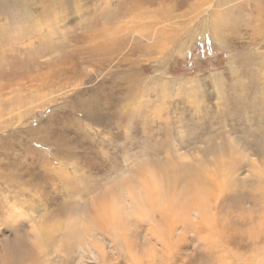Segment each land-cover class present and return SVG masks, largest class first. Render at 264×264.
<instances>
[{
  "label": "rangeland",
  "instance_id": "1",
  "mask_svg": "<svg viewBox=\"0 0 264 264\" xmlns=\"http://www.w3.org/2000/svg\"><path fill=\"white\" fill-rule=\"evenodd\" d=\"M258 141L264 0H0V264H264Z\"/></svg>",
  "mask_w": 264,
  "mask_h": 264
},
{
  "label": "bare ground",
  "instance_id": "2",
  "mask_svg": "<svg viewBox=\"0 0 264 264\" xmlns=\"http://www.w3.org/2000/svg\"><path fill=\"white\" fill-rule=\"evenodd\" d=\"M259 142V141H258ZM256 153L258 154V156L259 157H263L262 159H260L259 161H262L263 160V163H264V145H261V143L259 142L258 144H257V148H256ZM233 160V159H232ZM236 160V159H235ZM225 161V160H224ZM224 161H222L220 164H222L223 166H224V164L226 163H224L223 164V162ZM234 161V160H233ZM232 161V162H233ZM259 161H258V164H259ZM237 162V161H236ZM230 164H231V162H229ZM263 163L261 164V165H263ZM233 165H234V163H232ZM257 164V163H256ZM182 165V164H181ZM217 166L219 165V164H216ZM222 165H220V166H222ZM227 165V164H226ZM220 166H218L219 168H220ZM188 167V166H187ZM192 167V166H191ZM203 167V166H202ZM228 167V170H229V166H227ZM235 167V166H234ZM234 167H233V170H234ZM263 167V166H262ZM177 168V167H176ZM180 168H182L181 166H180ZM179 168V169H180ZM184 168H186V166L184 167ZM217 168V167H216ZM219 168H217V169H219ZM225 168V167H224ZM260 168H261V166H260ZM187 169V168H186ZM193 169V168H192ZM212 169V168H211ZM223 168H221V170H222ZM227 169V168H226ZM181 170V169H180ZM207 170V169H206ZM209 171V170H208ZM218 170H216V172H217ZM223 171H224V169H223ZM235 171V170H234ZM234 171L232 172V173H234ZM261 171V170H260ZM259 171V169H258V172H260ZM215 172V171H214ZM214 172H213V175H218L221 171H219V173L217 172L216 174H214ZM225 172V171H224ZM258 172H256L255 173V175L256 174H258ZM222 173V172H221ZM226 173H228L227 171H226ZM231 173V172H230ZM207 175V173H204V175ZM209 174V173H208ZM264 174V173H263ZM179 175H180V173H179ZM200 175V174H199ZM205 175V176H206ZM220 175V174H219ZM227 175H229V174H227ZM261 175V174H260ZM208 176H210V177H212L211 175H208ZM221 176L222 175H220V176H218V177H220L221 178ZM195 177V176H194ZM199 177V179L197 180V183H195V179L193 180V182H191L190 183V186H188V187H186V189L184 190V189H181V190H184L183 191V194H182V196H180V193L178 194L177 192H176V190H175V192L177 193V195L179 196L176 200H175V202L173 203V201L172 202H170L171 201V199L173 198V199H175V197H171V199L170 200H168L167 198V196H165L164 195V193L163 192H165V191H161V192H156V190L154 191V189H152V190H149V191H146V190H148V189H146V190H144V189H140L141 191H142V193H141V191L140 190H136L135 192H134V190H129V192H128V194H126V193H123L124 194V200L123 201H121V202H117V204L116 205H114L113 207H112V210H111V214H112V220L113 221H115V222H119V221H127L128 220V218L130 217V215L132 214H137V212H136V210H138L139 209V206L140 205H143L142 206V208H143V213H145L146 212V208H147V206L149 205V206H151V207H153L155 210L154 211H156V212H158V211H160V212H162L163 213V216H161V217H164V216H167V214L169 213V217H170V221L171 220H173L172 218H174L175 217V211H177V212H188V216H189V213L191 214V211L189 212V210H193L199 217H200V219H201V217H203V215L205 214L206 215V218H207V214H210V212L208 213L207 212V210H209L208 208H207V205H209L208 203H207V205H206V201H208V200H206L207 198H208V196L206 197V193L208 194L210 191H207L208 190V188H210V187H206L207 188V190L206 189H204L203 190V188H202V185L200 186V185H198V181L199 180H201V176H198ZM197 177V178H198ZM204 176L202 175V178H203ZM207 177V176H206ZM209 177V179L211 180V178ZM217 177V178H218ZM223 177H225L224 176V174H223V176H222V179H226V177L225 178H223ZM261 177H262V175H261ZM179 178H181V176L179 177ZM193 178V177H192ZM196 178V177H195ZM220 178H218V179H216V180H218V184H219V180H220ZM229 178V177H228ZM228 178H227V180H228ZM260 178V177H259ZM181 179H184V178H181ZM262 179V178H261ZM186 180H188L187 178H186ZM223 180V181H224ZM226 180V181H227ZM201 181H203L204 182V180H201ZM206 181H208V180H206ZM223 181H220V182H222L223 183ZM225 181V182H226ZM261 181V180H260ZM263 181H264V177H263ZM262 181V182H263ZM200 182V181H199ZM229 182V181H228ZM186 183H188V181H186ZM208 183H209V181H208ZM222 183H220V185L222 184ZM231 183V182H230ZM202 184V183H201ZM234 185H235V183H233ZM149 185V184H148ZM205 185H206V183H205ZM209 185H210V183H209ZM219 185V186H220ZM223 185H224V187H225V184L223 183ZM222 185V186H223ZM232 185V184H231ZM177 186V185H176ZM212 186V185H211ZM222 186H221V188H219L218 190H219V193H220V195H221V192L220 191H222L223 190V192L222 193H224L225 194V191H224V187L222 188ZM228 185L226 184V187L225 188H227L228 189V187L230 186V184H229V186L227 187ZM143 187V186H142ZM162 187V186H161ZM213 187V186H212ZM211 187V188H212ZM214 187H216L215 185H214ZM232 187V186H231ZM261 187V186H260ZM178 188V187H177ZM202 188V189H201ZM210 188V189H211ZM161 189H164V187L163 188H161ZM166 189V188H165ZM164 189V190H165ZM214 189V188H213ZM212 189V190H213ZM222 189V190H221ZM174 190V189H173ZM207 192H206V191ZM218 190H215V192L216 191H218ZM231 190V189H230ZM260 190H262L261 188H260ZM168 191H169V189H168ZM206 192V193H204V192ZM229 191V190H228ZM228 191H226V193L228 192ZM257 191H259V189L257 190ZM262 191H264V189L262 190ZM137 192H140L139 194H136ZM190 193H193L192 194V196L191 195H189ZM229 193H232V192H229ZM258 194H259V192H257ZM120 194V193H119ZM163 194V195H162ZM218 194V193H217ZM171 195H173L172 193H171ZM175 195V194H174ZM187 195H189L188 196V198H185ZM220 195L218 196V197H220ZM236 195V194H235ZM255 195V194H254ZM261 195H263V194H261ZM120 196V195H119ZM125 196H130V197H132L134 200H135V202H130ZM155 197H158V198H156L155 199ZM212 197V196H211ZM215 197H213L212 199H214ZM221 198V197H220ZM220 198H219V200H220ZM234 198V197H233ZM123 199V198H122ZM172 199V200H173ZM209 200H210V198H208ZM218 199V198H217ZM133 200V201H134ZM118 201H119V199H118ZM172 203L171 205H167L168 203ZM210 202V201H209ZM212 202H213V200H212ZM215 202V201H214ZM213 202V203H214ZM224 202V201H223ZM122 203H125V204H122ZM169 203V204H170ZM216 204H218V203H216ZM215 204V205H216ZM232 204V203H231ZM223 205V204H222ZM151 207L149 208V210L152 212L153 210H151ZM209 207H210V205H209ZM152 208V209H153ZM199 208V209H198ZM218 208V207H217ZM141 209V208H140ZM215 210H217L216 208H214ZM213 209V210H214ZM211 210V209H210ZM214 210V211H215ZM218 210H219V208H218ZM212 211V210H211ZM185 212V213H186ZM205 212V213H204ZM143 213L142 214H140V215H143ZM147 213V212H146ZM185 213H181L180 214V218L178 217V219H180L181 220V217H183V216H181V215H184ZM214 213V212H213ZM151 214V215H150ZM160 214V213H159ZM187 214V213H186ZM195 214V215H196ZM192 215H193V213H192ZM191 215V216H192ZM197 215H196V218H198L197 217ZM139 216V215H138ZM148 216H152L153 217V219H152V221L153 220H157V217H156V214L155 213H148ZM147 216V217H148ZM174 216V217H173ZM187 216V217H188ZM262 216L263 215H261V219H263L262 218ZM135 217H137L136 215H135ZM151 217V218H152ZM168 217V216H167ZM167 217H165V218H167ZM190 217V216H189ZM195 216H193V218H194ZM211 217V219L214 217V216H210ZM210 217H209V219H210ZM192 218V217H191ZM168 219V218H167ZM176 219V218H175ZM183 219V218H182ZM250 219V218H249ZM254 219V218H253ZM252 219V220H253ZM139 220H142V219H139ZM169 220V219H168ZM192 220V219H191ZM204 220H206L205 218H204ZM219 220V219H218ZM143 221V220H142ZM176 221H178L177 219H176ZM183 222L185 221H190L189 219L188 220H182ZM182 221H180L181 223H182ZM195 221H197V220H195ZM210 221V220H209ZM213 221H216V218L214 219V220H212V222ZM249 221V220H248ZM202 222V221H201ZM155 223V222H154ZM173 223V222H172ZM214 223V222H213ZM216 223V222H215ZM214 223V224H215ZM221 223V222H220ZM259 223H260V221H259ZM153 224V223H152ZM218 223H216V225H217ZM170 225V224H169ZM210 225V224H209ZM208 225V226H209ZM200 226H202V225H200ZM215 226V225H214ZM218 226V225H217ZM230 226V225H229ZM204 227H205V224H204ZM161 228V227H160ZM201 228H203V227H201ZM232 229V228H231ZM227 230V229H226ZM45 232H48V231H45ZM211 232H212V230H211ZM49 234H47V236H48ZM42 236H43V234H42ZM241 236V235H240ZM44 239V238H43ZM165 239V238H164ZM165 242V241H164ZM168 247V246H167ZM170 248V247H169ZM168 248V249H169ZM166 254V253H165ZM168 264V263H167Z\"/></svg>",
  "mask_w": 264,
  "mask_h": 264
}]
</instances>
